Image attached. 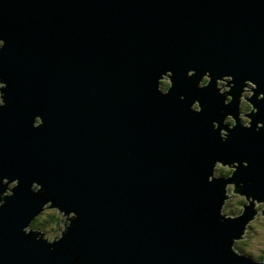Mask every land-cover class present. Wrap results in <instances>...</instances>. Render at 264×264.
I'll return each mask as SVG.
<instances>
[{
  "label": "water",
  "instance_id": "95a60500",
  "mask_svg": "<svg viewBox=\"0 0 264 264\" xmlns=\"http://www.w3.org/2000/svg\"><path fill=\"white\" fill-rule=\"evenodd\" d=\"M0 37V174L21 181L0 209V264H249L228 251L243 220L218 223L221 182L206 175L215 158L248 160L236 179L264 197V133L238 125L221 143L211 128L215 78L233 75L237 96L244 79L264 91V0H0ZM167 68L174 88L160 96ZM189 68L212 86L197 89ZM33 179L79 214L56 253L20 231L38 210Z\"/></svg>",
  "mask_w": 264,
  "mask_h": 264
},
{
  "label": "clouds",
  "instance_id": "9594fccd",
  "mask_svg": "<svg viewBox=\"0 0 264 264\" xmlns=\"http://www.w3.org/2000/svg\"><path fill=\"white\" fill-rule=\"evenodd\" d=\"M7 47V40L0 37V53ZM175 73L167 68L160 72L155 80V91L160 96H168L174 88ZM195 87L201 91L213 84V75L210 70L198 73L196 68H189L185 72L187 79L197 77ZM215 92L222 97V105L219 114L220 120L211 121L212 130L217 133L221 143L229 141L231 132L239 127L252 130L256 133H264V120H253L259 113V109L252 102L264 101V91H259L257 83L252 79H244L239 88L238 96L233 94L236 89L235 78L231 74H223L214 80ZM9 81L0 75V109L9 106L7 89ZM179 101L184 102L186 96L180 94ZM235 102L236 110L226 112L225 109ZM15 107V104H13ZM203 106L199 98H194L189 105V111L194 114L203 112ZM2 123V120H0ZM45 121L41 112L34 114L30 125L32 129H40ZM255 124V127H253ZM33 153L29 151L28 157ZM248 160H231L215 158L207 165L208 174L206 183L214 184L221 182L219 189L218 203L216 206V220L222 225L230 222L243 220L237 235L230 237L228 251L238 259H245L249 264H264V197L259 194L253 195L246 192L247 186H252V180H238L236 174L241 167L248 168ZM20 177H10L0 174V209H4L8 200L15 196V190L20 186ZM27 191L39 200L38 210L30 216L20 231L26 237L33 236L36 241H42L48 246V250L56 253V244H59L69 230L76 227L75 222L79 214L75 209H70L57 203L55 198L49 195L48 190L38 180H31L26 185ZM207 219V214H204ZM247 217L246 219H244ZM62 252L68 253L69 249L62 248ZM78 257L72 255L68 258L67 264H77Z\"/></svg>",
  "mask_w": 264,
  "mask_h": 264
}]
</instances>
